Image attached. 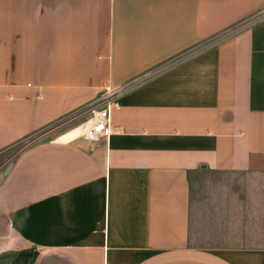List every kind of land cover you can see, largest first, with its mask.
Masks as SVG:
<instances>
[{"label":"crops","instance_id":"crops-1","mask_svg":"<svg viewBox=\"0 0 264 264\" xmlns=\"http://www.w3.org/2000/svg\"><path fill=\"white\" fill-rule=\"evenodd\" d=\"M0 264H264V0H0Z\"/></svg>","mask_w":264,"mask_h":264},{"label":"built area","instance_id":"built-area-1","mask_svg":"<svg viewBox=\"0 0 264 264\" xmlns=\"http://www.w3.org/2000/svg\"><path fill=\"white\" fill-rule=\"evenodd\" d=\"M121 89H107L101 92L95 104L91 107V118L88 121L85 137L101 142L103 139H110L113 128L111 123L112 112L121 109L119 101Z\"/></svg>","mask_w":264,"mask_h":264},{"label":"rangeland","instance_id":"rangeland-1","mask_svg":"<svg viewBox=\"0 0 264 264\" xmlns=\"http://www.w3.org/2000/svg\"><path fill=\"white\" fill-rule=\"evenodd\" d=\"M43 134V133H42ZM53 133H50L49 136H51ZM41 137V135H40ZM46 138V137H45ZM46 139H29L25 144L23 145H19L17 148H14V150L9 151L7 158L8 160H12L14 158V156L20 152L21 150H23L24 148L27 147V145L32 144L33 142H40V141H44ZM219 175L213 174V173H209V172H202L201 174H199L198 176H196L194 182H193V202L194 205L196 207V209L198 208V210H202L205 207V204L208 203L209 198H210V194L208 191H206L205 189L203 190V187L206 186V189H208L209 185H212V183L214 185H217L215 183H218V179H221ZM203 206V208H202ZM204 211V209L202 210ZM195 220H201L200 219V215L198 216V219L195 218Z\"/></svg>","mask_w":264,"mask_h":264},{"label":"bare ground","instance_id":"bare-ground-1","mask_svg":"<svg viewBox=\"0 0 264 264\" xmlns=\"http://www.w3.org/2000/svg\"><path fill=\"white\" fill-rule=\"evenodd\" d=\"M86 132H87V126L78 127L63 135L60 140L63 142H69L73 140L75 137L83 135Z\"/></svg>","mask_w":264,"mask_h":264}]
</instances>
